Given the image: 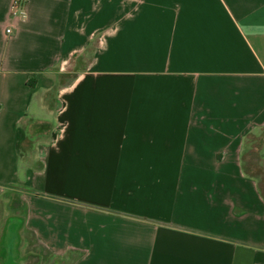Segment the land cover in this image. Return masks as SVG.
<instances>
[{
    "label": "crops",
    "instance_id": "0c3cea01",
    "mask_svg": "<svg viewBox=\"0 0 264 264\" xmlns=\"http://www.w3.org/2000/svg\"><path fill=\"white\" fill-rule=\"evenodd\" d=\"M15 1L0 0L9 260L264 264V0Z\"/></svg>",
    "mask_w": 264,
    "mask_h": 264
},
{
    "label": "rangeland",
    "instance_id": "374dc122",
    "mask_svg": "<svg viewBox=\"0 0 264 264\" xmlns=\"http://www.w3.org/2000/svg\"><path fill=\"white\" fill-rule=\"evenodd\" d=\"M6 253H7L6 251H3V247L0 246V259L2 261L1 263L2 264H4V263L5 264H17L15 262L14 258H11V260H9L8 254L6 255ZM45 259H49V258L48 257H45ZM49 260H51V258ZM30 262H31V264H37L34 257H31L30 258Z\"/></svg>",
    "mask_w": 264,
    "mask_h": 264
},
{
    "label": "built area",
    "instance_id": "2783aa9c",
    "mask_svg": "<svg viewBox=\"0 0 264 264\" xmlns=\"http://www.w3.org/2000/svg\"><path fill=\"white\" fill-rule=\"evenodd\" d=\"M19 5H20V0H16L14 2V8L15 9L19 8ZM7 33H11V29L10 28L7 29Z\"/></svg>",
    "mask_w": 264,
    "mask_h": 264
}]
</instances>
